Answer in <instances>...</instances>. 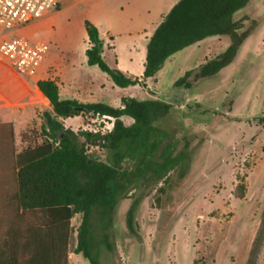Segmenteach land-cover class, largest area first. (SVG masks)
Returning a JSON list of instances; mask_svg holds the SVG:
<instances>
[{"label": "rangeland", "instance_id": "rangeland-1", "mask_svg": "<svg viewBox=\"0 0 264 264\" xmlns=\"http://www.w3.org/2000/svg\"><path fill=\"white\" fill-rule=\"evenodd\" d=\"M137 1L143 0H60L57 9L32 30L31 38L46 42L51 60L56 58V62L41 69L33 81L14 70L8 76V82L11 79L17 84L18 97L26 96L22 101L28 103L17 113V149L46 140L44 113L51 111V105L40 93L32 101V91L40 80L56 81L62 99L82 104L119 108L123 97L162 100L172 109L156 125L170 133L181 165L170 173L167 184H152L120 202L111 229L114 251L101 247L100 264H264V0H252L236 15L256 21L257 26L235 61L189 90L172 87V83L185 71L225 52L228 37L208 38L177 54L148 82L149 88H119L98 67L87 64L85 21L106 26L107 10L127 9L129 3L137 7ZM130 43L118 40L116 54L138 76L144 69L147 45L136 42L133 49ZM64 56L84 60L83 69L89 73L78 63L76 81L74 72L61 64ZM110 57L104 59L109 65ZM123 121L128 126L133 123L127 118ZM83 124L82 119L65 122L75 132ZM96 157L111 163V155L105 151H97ZM161 187L164 193H158ZM138 199L132 234L127 215ZM80 224L79 215L71 221L69 264H90L74 253ZM7 226L8 220L0 221V234ZM95 235L99 238L101 232Z\"/></svg>", "mask_w": 264, "mask_h": 264}, {"label": "trees", "instance_id": "trees-1", "mask_svg": "<svg viewBox=\"0 0 264 264\" xmlns=\"http://www.w3.org/2000/svg\"><path fill=\"white\" fill-rule=\"evenodd\" d=\"M251 1L180 0L150 39L141 78L127 76L107 64L99 30L86 21L88 65L98 67L119 88H146V82L176 54L208 38L228 37L230 45L225 52L187 71L174 84L189 90L199 80L215 77L229 67L254 34L256 21L236 18ZM247 21H251L249 27ZM37 85L52 108L44 113L45 142L16 154L13 135H0V165L9 167L17 185L16 202L8 209L12 208L8 228L0 234V264H69L71 221L78 215L81 224L74 253L90 264H100L101 247L114 251L111 229L120 202L152 184H167L170 173L181 165L170 133L156 125L172 105L132 97L123 98L119 108L104 103L82 104L62 100L55 81L42 80ZM92 111L117 119L110 135L101 137L65 127L64 120ZM123 118L133 123L128 126ZM90 148L94 149L92 155L87 154ZM97 151L109 153L111 163L99 160ZM164 192L163 187L158 190ZM139 203L140 199L135 200L127 215L132 234ZM96 231L101 232L99 238Z\"/></svg>", "mask_w": 264, "mask_h": 264}, {"label": "crops", "instance_id": "crops-1", "mask_svg": "<svg viewBox=\"0 0 264 264\" xmlns=\"http://www.w3.org/2000/svg\"><path fill=\"white\" fill-rule=\"evenodd\" d=\"M179 1L180 0H149V3H146V1L143 0L141 2L140 1L136 2L137 7H131V4L129 3V4H127L128 5L127 9H125L124 7H121V8H115L113 10H107L106 11L107 12L106 13V20L108 21V24L106 26L105 25L103 26L100 23V21L93 24L94 26H96L98 28L99 33H100V37L104 41L105 49H104L103 58L105 59L107 56H111L110 57L111 58L110 59L111 67L118 68L120 71H122L127 76L135 77V78H141L143 76V73H144L146 61L144 63L143 72L141 74H139L138 76L135 75L132 72V70L130 69V67H131L130 65L127 67L122 65V63L119 59V56H117V54H116V42L118 40H121L124 38V39L131 41L130 44L132 45L133 49L135 48L136 42L138 44L143 43L144 45L148 46L150 39L152 38V36L155 33L158 26L163 21V18L172 10V8ZM48 16H50V14L47 15L46 17H48ZM46 17H44L43 19H45ZM43 19H41V20H43ZM41 20L34 22L32 25L27 27V29L21 30V34H24V35L28 36L29 38H31L32 37V33H31L32 30L40 24ZM85 30H86V28H85ZM86 34H87V32H86ZM7 36L10 37L11 36L10 33L7 34ZM31 39L34 40L33 38H31ZM89 47H90V44H89L88 35H87V44H86V47L84 50L85 56H86V51L89 49ZM187 49H185V50H187ZM49 52H50V50H49ZM49 52H48V55L44 61L45 64L43 63V65L41 67V69H43V70H45L47 68V65H51V64H54L56 62V58H53L51 60V56L49 55ZM175 56H173L172 58H174ZM64 58H65V61H61V64H62V62L65 63L66 66L68 67V69L70 71L72 70L74 72L73 76H74L75 80L77 81V78L79 77V73H78L79 71L77 68L78 67L77 64L78 63L81 64V66H82L81 68L83 69L85 66V61L81 60L80 62H77V61H75V56H64ZM86 58H87V56H86ZM172 58H170L167 61V63ZM207 60H209V59H206L203 63H205ZM167 63L165 64L162 71L159 72V74H161V72H163ZM87 64H88V59H87ZM107 64H108V62H107ZM0 65H1V67H0V135H5L6 138H8L9 136L11 137V134L13 135L14 145H15L16 154H17L19 152L17 149V146H16V127H15L16 126V120H17V113L20 109H22L28 103L22 101L26 96L18 97L17 84L13 83V81L11 79L8 82V76H11L10 75L11 71L12 70L16 71V70L13 69L7 62H0ZM199 66H197V67H199ZM94 67H96V66H94ZM187 71H190V70H187ZM187 71H185L184 74ZM83 72L89 73L87 69H83ZM184 74L181 77H183ZM24 78L27 79L28 81L34 80V78H32V79L26 78V77H24ZM45 80H52V79H45ZM2 81L4 82V85L1 84ZM40 81H42V80H40ZM52 81H54V80H52ZM149 81L150 80H148L146 82V85H147L146 88H149V86H148ZM176 81L177 80H175L172 83V87H174V84ZM38 82H36V84H35L36 90L32 91L34 94L32 101L36 99L35 96H38V98L40 97L39 93L42 96H44L43 93L38 88V85H37ZM6 85L9 86V88H4V86L6 87ZM58 86H59V84H58ZM136 87H140V86H136ZM136 87H134V88H136ZM59 88H60V86H59ZM13 92H14V94H13ZM28 95H29V92H28L27 96ZM60 97L62 99L61 88H60ZM129 97H131V96H129ZM123 98H125V97H123ZM122 99H121V106H122ZM62 100H71V99H62ZM70 119L80 120V119H82V116L80 115L78 117L70 118ZM70 119L64 120V124H65V122L67 123V121H69ZM127 119H129V118H127ZM9 127H11V129ZM65 127H66V125H65ZM2 141L3 140L0 139V143H2ZM0 148H2V146H0ZM11 175H12V171L9 169L8 166L0 165V221L8 219V216H9L8 212L9 211L11 212L12 208L10 210H8V209L10 207H12V205L16 202L17 185L15 183H13Z\"/></svg>", "mask_w": 264, "mask_h": 264}, {"label": "built area", "instance_id": "built-area-1", "mask_svg": "<svg viewBox=\"0 0 264 264\" xmlns=\"http://www.w3.org/2000/svg\"><path fill=\"white\" fill-rule=\"evenodd\" d=\"M60 0H0V62H7L20 75L36 77L48 55L49 45L21 34L28 25L57 9ZM10 33V37L7 34ZM82 132L105 137L115 128L116 118L95 112H83ZM94 149L87 151L92 155Z\"/></svg>", "mask_w": 264, "mask_h": 264}, {"label": "water", "instance_id": "water-1", "mask_svg": "<svg viewBox=\"0 0 264 264\" xmlns=\"http://www.w3.org/2000/svg\"><path fill=\"white\" fill-rule=\"evenodd\" d=\"M78 110H79V111H82V109H81V108H79Z\"/></svg>", "mask_w": 264, "mask_h": 264}]
</instances>
